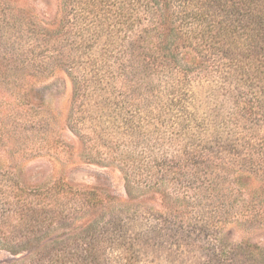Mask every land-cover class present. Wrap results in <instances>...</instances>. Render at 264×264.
<instances>
[{"label": "trees", "instance_id": "16d2710c", "mask_svg": "<svg viewBox=\"0 0 264 264\" xmlns=\"http://www.w3.org/2000/svg\"><path fill=\"white\" fill-rule=\"evenodd\" d=\"M19 2L0 0V28L8 34L1 53L12 81L29 68L65 67L76 98L93 102L72 118L90 155L114 160L128 182L161 202H190L200 218L186 227L199 231L212 229L203 211L217 210L202 199L231 194V144L251 162L246 177L264 186V0H62L53 21ZM22 92L19 104H41ZM7 102L0 100V110ZM61 141L56 136L48 146ZM4 186L0 240L10 254L26 253L8 264H139V244L148 241L142 235L147 239L151 229L132 234L118 216L48 239L49 230L74 226L105 203L99 187L63 176ZM152 231L158 243L175 236H166L160 222ZM258 245H243L244 256L260 254ZM237 248L214 244L203 264H233Z\"/></svg>", "mask_w": 264, "mask_h": 264}, {"label": "rangeland", "instance_id": "374dc122", "mask_svg": "<svg viewBox=\"0 0 264 264\" xmlns=\"http://www.w3.org/2000/svg\"><path fill=\"white\" fill-rule=\"evenodd\" d=\"M18 1L17 4L24 6V10L39 18L47 17L53 21L61 14L62 0ZM7 37L8 34L0 28V95H4L0 100L6 98L8 101L3 107L7 109L0 110L2 189L5 188L4 184L45 185L63 176L75 185H95L107 197L102 206L89 208L74 226L65 225L49 230L48 239L72 237L80 228L101 224L112 216H118L120 223L132 234L136 230L144 233L151 229L147 239L144 236L148 234L142 235V240L148 241L139 244V264H203L205 254L214 244H226L227 249L234 245L239 247L230 255L233 264H264L261 261V254H264V186L260 185V178L252 180L246 177L251 174L252 165L244 151L239 153L234 144L228 149L226 183L232 190L231 194L226 198L202 199L209 200L204 201L205 205L211 201L217 209L212 211L206 208L201 215L212 229L199 231L192 226L186 227L200 218L190 202L174 196L161 202L155 194L128 182L121 166L114 160L90 155V142L86 141L72 118L76 114L81 116L86 104L93 102L76 98V88L64 72L65 67L50 66L43 72L29 68V75L21 72L17 74V81H12L8 62L1 53L8 48ZM14 83L18 87L13 88ZM26 90L35 96L34 103L41 104H19L22 101L19 94ZM17 104L20 105L18 110ZM10 107L15 112L10 111ZM90 114L94 116V113ZM56 136H60L62 141L58 147L49 148V141ZM239 172L244 174L242 179ZM128 189L131 193H128ZM159 222L167 228L166 236L175 235L172 243H158V231L153 232L152 227ZM141 233L138 237H141ZM178 236L183 239L180 240ZM250 243L261 246L260 254L244 256L246 250L243 245ZM3 247L4 243L0 240V264L22 261V256L26 255L24 252L12 255Z\"/></svg>", "mask_w": 264, "mask_h": 264}]
</instances>
